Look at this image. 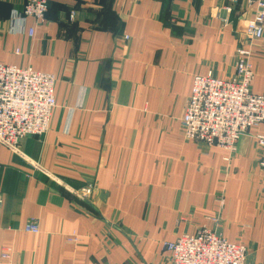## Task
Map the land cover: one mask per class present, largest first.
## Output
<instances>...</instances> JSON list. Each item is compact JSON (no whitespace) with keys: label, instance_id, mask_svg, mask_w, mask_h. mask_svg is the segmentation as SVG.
Masks as SVG:
<instances>
[{"label":"crops","instance_id":"1","mask_svg":"<svg viewBox=\"0 0 264 264\" xmlns=\"http://www.w3.org/2000/svg\"><path fill=\"white\" fill-rule=\"evenodd\" d=\"M24 2L0 0V63L54 74L56 108L45 135L0 143V264H168L163 244L203 226L264 264V125L229 153L181 124L195 76L235 75L244 0H49L39 24ZM252 52L262 95L264 38Z\"/></svg>","mask_w":264,"mask_h":264},{"label":"built area","instance_id":"2","mask_svg":"<svg viewBox=\"0 0 264 264\" xmlns=\"http://www.w3.org/2000/svg\"><path fill=\"white\" fill-rule=\"evenodd\" d=\"M239 0L225 7L230 14ZM252 11L245 22L244 37L248 45L236 50L235 75L218 78L212 74L195 76L181 124L184 138L195 143L235 151L240 137L251 129L264 125V94H255L251 88L255 73L251 62L252 45L264 38V0H244ZM49 0H25L17 17L31 18L43 23L49 11ZM28 35L33 37L35 29ZM54 74L0 63V143L17 150L28 137L45 135L50 130L51 118L56 108ZM264 147V136H257ZM227 162L229 160L225 159ZM264 171V157L259 160ZM91 186L76 192L77 198L91 195ZM25 232L38 234L37 224H28ZM68 242H81L76 234ZM163 248L170 254L168 264H246L247 248L231 243L217 230L203 226L195 234H184L175 241L165 242ZM8 259L9 255L2 256Z\"/></svg>","mask_w":264,"mask_h":264},{"label":"water","instance_id":"3","mask_svg":"<svg viewBox=\"0 0 264 264\" xmlns=\"http://www.w3.org/2000/svg\"><path fill=\"white\" fill-rule=\"evenodd\" d=\"M13 151L17 152V150L12 149Z\"/></svg>","mask_w":264,"mask_h":264},{"label":"rangeland","instance_id":"4","mask_svg":"<svg viewBox=\"0 0 264 264\" xmlns=\"http://www.w3.org/2000/svg\"><path fill=\"white\" fill-rule=\"evenodd\" d=\"M236 7V6H235ZM251 90H252V88H251Z\"/></svg>","mask_w":264,"mask_h":264}]
</instances>
